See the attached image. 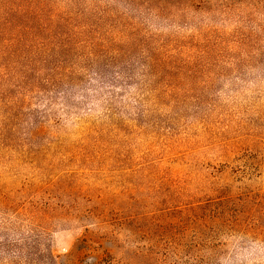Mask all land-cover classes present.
Instances as JSON below:
<instances>
[{
  "label": "rangeland",
  "instance_id": "rangeland-1",
  "mask_svg": "<svg viewBox=\"0 0 264 264\" xmlns=\"http://www.w3.org/2000/svg\"><path fill=\"white\" fill-rule=\"evenodd\" d=\"M0 264H264V0H0Z\"/></svg>",
  "mask_w": 264,
  "mask_h": 264
}]
</instances>
